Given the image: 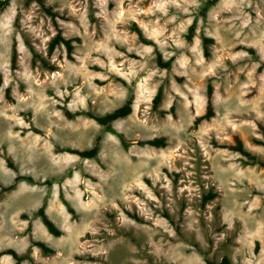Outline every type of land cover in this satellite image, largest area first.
<instances>
[{
    "label": "rangeland",
    "instance_id": "obj_1",
    "mask_svg": "<svg viewBox=\"0 0 264 264\" xmlns=\"http://www.w3.org/2000/svg\"><path fill=\"white\" fill-rule=\"evenodd\" d=\"M46 1L66 17L60 23L75 39V61L64 46L48 54L57 29L37 1L12 0L0 11V251L29 254L21 264H219L225 256L264 264V167L212 144L238 133L264 161V146L254 142L263 136L257 121L264 123V0H217L205 12L207 0ZM134 25L165 60L175 58L171 68L159 66ZM204 36L214 39L209 57ZM30 45L55 69L33 65ZM210 81L216 115L194 128ZM132 94L133 113L110 127L85 115L67 118L60 108L102 115ZM119 132L131 140L165 136L167 145L125 148ZM99 135L97 158L62 150L91 148ZM17 173L41 183L2 191ZM210 191L218 196L203 207ZM43 204L62 235L36 215ZM32 240L55 252L31 247Z\"/></svg>",
    "mask_w": 264,
    "mask_h": 264
},
{
    "label": "trees",
    "instance_id": "obj_2",
    "mask_svg": "<svg viewBox=\"0 0 264 264\" xmlns=\"http://www.w3.org/2000/svg\"><path fill=\"white\" fill-rule=\"evenodd\" d=\"M12 0H0V11L6 9L9 4L11 3ZM30 1H37L42 9L51 16L54 25L57 29V33L56 35L52 38V40L49 43L48 46V54L52 55L56 49L60 46H64L66 48V52H67V58L69 60L75 61L76 57H75V39L73 38H68L65 34H64V28L62 26V24L60 23V19H66L65 15H62L59 11L55 10L54 7L52 5L47 4L46 0H30ZM217 2V0H207L206 4L204 6V12L209 8V6L215 4ZM133 30L137 33L138 35V39L140 40V42L151 45L154 47V50L157 54V60H158V64L161 68H171L175 58L172 57L168 60H165L163 58L162 53L159 51L158 45L157 43L152 40L149 39L143 29L138 26V25H134ZM196 32V22H194L188 29V33L186 35V38L188 41H192L193 37L195 35ZM214 42V39L211 37H206L204 36L203 38V48H204V55L205 57H209L211 55V51H210V44ZM30 50L32 52V62L33 65H36L38 61H40L43 66L50 68V69H55V65L51 64L46 58H43L42 56H40L37 51H35L34 47L32 45L29 46ZM246 48L248 51H250L255 57L256 60H259V57H257L256 55V51L253 48ZM18 49H17V45L14 44L13 49H12V61H11V65H12V69L16 70L18 67ZM264 69V61H261V65L258 68V71L261 72ZM3 78L2 75L0 74V84L2 83ZM9 92L10 89L7 90V96H9ZM214 92H215V88L214 85L212 84V82L210 81L208 86H207V92H206V98H207V104H206V110L203 114L197 116L194 119L193 122V127L197 128L201 123H203L204 121H209L211 120L215 115H216V109H215V105H214ZM162 96H163V89L162 87H160L153 99V104H154V108H157V106L160 104L161 100H162ZM133 104H134V96L133 94L128 98V100L120 107H118L117 109L107 113V114H97L94 113L92 111H84V112H77L74 113L72 112L67 106L62 105L60 108L62 109L64 115L67 118H75L76 116L79 115H85L89 118L94 119L98 124H100L103 127H110L112 126L115 122H117L120 119L126 118L129 115H131L133 113ZM260 132L262 133V137H254V142L264 146V123L261 121H257ZM39 132V131H38ZM121 142L123 144V146L125 148H128L130 145H132L135 141L139 144H143V145H151V146H156V147H164L167 145V139L165 136H161V137H154V138H147V139H137V140H131L128 139L124 133H118ZM102 141H103V137L102 135H99L93 146L91 148L88 149H79V148H75V147H66L63 148V151L66 152H70L72 154H76L78 156H80L81 158L84 159H93V158H97L100 154L101 151V147H102ZM212 144L215 147H220V148H226V149H230L232 151L235 152H239L240 154H242L243 156L248 158V161L246 162H251V163H260L263 167H264V161H258L257 156L254 155L250 150L247 149L244 140L242 139V137L238 134L235 133L233 135V141L232 142H224V143H220L219 141H217L216 139H212ZM8 166L14 168V170H16V168L14 167L13 163L8 159ZM21 181H27L30 183H41V181H38L36 178H34L31 175H23V174H19L17 173L15 178H14V182L12 184H10L9 186L3 187L2 191H7V190H11L13 188H15V186L20 183ZM218 196V194L216 192L210 191L208 194H205L203 196L202 199V206L204 207L209 201L213 200L214 198H216ZM65 203L68 206V209L71 213H74V209L68 204L67 201H65ZM36 215L41 217L44 224L46 225V227L48 228V230L55 236H60L62 235V230L60 228H58V226L55 224V222L47 215L46 213V209H45V205L43 204L36 212ZM134 219H136L137 221H143V219L141 217H139L138 215H131ZM166 216L168 218H170V216L168 214H166ZM33 246H38L40 247L44 253L49 254V253H53L55 252V249L48 246L45 242L43 241H37V240H32L31 241V247ZM260 250V242L259 240L256 243V248L255 251L259 252ZM3 255H11L14 260L15 263L14 264H21L24 260L26 259H30L29 254L27 255H20L15 249L13 248H7V249H3L0 251V258ZM206 264H216L214 262H210L208 261ZM219 264H232L230 259L228 257H224L221 262Z\"/></svg>",
    "mask_w": 264,
    "mask_h": 264
}]
</instances>
